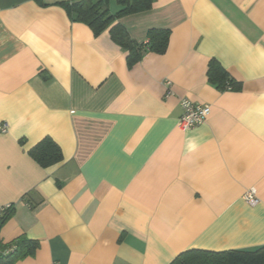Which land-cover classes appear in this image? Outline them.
Returning a JSON list of instances; mask_svg holds the SVG:
<instances>
[{
    "label": "crops",
    "instance_id": "0c3cea01",
    "mask_svg": "<svg viewBox=\"0 0 264 264\" xmlns=\"http://www.w3.org/2000/svg\"><path fill=\"white\" fill-rule=\"evenodd\" d=\"M78 1L0 0V207H15L0 237L40 243L16 264L264 246V0H155L117 21L138 43L171 32L132 68L109 30L72 20L63 4ZM213 59L241 90L211 84ZM183 99L209 105L208 121L182 131ZM46 137L64 156L49 168L29 155Z\"/></svg>",
    "mask_w": 264,
    "mask_h": 264
},
{
    "label": "trees",
    "instance_id": "16d2710c",
    "mask_svg": "<svg viewBox=\"0 0 264 264\" xmlns=\"http://www.w3.org/2000/svg\"><path fill=\"white\" fill-rule=\"evenodd\" d=\"M43 3V0H36ZM120 10L112 13L110 0H81L67 2L63 6L68 10L74 22L89 26L96 36L109 30L114 44L128 52L127 65L132 68L139 63L147 52L163 54L169 46L171 32L166 29H151L147 40L138 43L130 37L129 32L117 23L123 17L145 12L153 7L155 0H115ZM208 78L211 84L221 91H239L241 83L233 79L219 61L213 59L209 63ZM45 81H49L44 76ZM29 155L43 168H49L63 161L60 146L46 137L36 144ZM14 205L0 214V233L3 226L13 217ZM40 243L21 236L9 244H4L0 237V264H16L19 261L36 255ZM171 264H264V246L255 250L210 251L191 249L179 254Z\"/></svg>",
    "mask_w": 264,
    "mask_h": 264
},
{
    "label": "built area",
    "instance_id": "2783aa9c",
    "mask_svg": "<svg viewBox=\"0 0 264 264\" xmlns=\"http://www.w3.org/2000/svg\"><path fill=\"white\" fill-rule=\"evenodd\" d=\"M170 85L171 83L168 82L167 86ZM167 94L170 95L171 92L169 91ZM181 107L183 109V114L179 120V128L182 131H189L205 124L211 115V107L209 105L195 104L187 99L181 100ZM7 129V124L4 123L0 125V131L2 133H6ZM244 199L251 206H255L260 202L254 190L247 192L244 195ZM9 207L10 206L0 207V214Z\"/></svg>",
    "mask_w": 264,
    "mask_h": 264
},
{
    "label": "rangeland",
    "instance_id": "374dc122",
    "mask_svg": "<svg viewBox=\"0 0 264 264\" xmlns=\"http://www.w3.org/2000/svg\"><path fill=\"white\" fill-rule=\"evenodd\" d=\"M113 3H116V1L113 0V1H112V4H113Z\"/></svg>",
    "mask_w": 264,
    "mask_h": 264
}]
</instances>
